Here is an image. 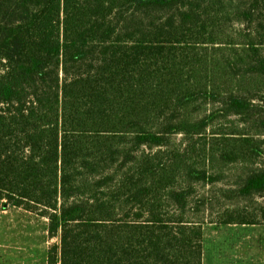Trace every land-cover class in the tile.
<instances>
[{"label":"trees","instance_id":"1","mask_svg":"<svg viewBox=\"0 0 264 264\" xmlns=\"http://www.w3.org/2000/svg\"><path fill=\"white\" fill-rule=\"evenodd\" d=\"M258 197L264 0H0V201L48 264H203Z\"/></svg>","mask_w":264,"mask_h":264},{"label":"rangeland","instance_id":"2","mask_svg":"<svg viewBox=\"0 0 264 264\" xmlns=\"http://www.w3.org/2000/svg\"><path fill=\"white\" fill-rule=\"evenodd\" d=\"M221 124L222 122L219 121ZM218 123V124H219ZM227 124V123H225ZM240 168L235 166L228 171V177L219 186L227 185L235 179L232 174H239ZM204 191V190H203ZM264 198L258 197L248 202V210L257 214ZM218 208V204L216 205ZM214 209L213 215L218 217ZM203 264H253L250 253L254 248H248L242 243L247 242L246 234L264 229V224L256 225H218L204 224ZM60 239L49 237L48 219L34 211L11 207L3 209L0 201V264H48V251ZM255 257V255H253Z\"/></svg>","mask_w":264,"mask_h":264},{"label":"crops","instance_id":"3","mask_svg":"<svg viewBox=\"0 0 264 264\" xmlns=\"http://www.w3.org/2000/svg\"><path fill=\"white\" fill-rule=\"evenodd\" d=\"M247 242L242 244L248 248H254L255 251L250 253L253 264H264V229L257 230L256 232H248L246 234ZM255 255V257H253Z\"/></svg>","mask_w":264,"mask_h":264}]
</instances>
